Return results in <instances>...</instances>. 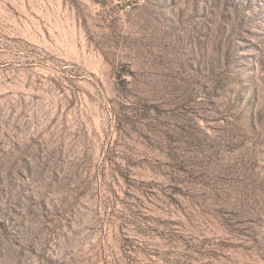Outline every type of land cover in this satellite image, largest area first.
<instances>
[{
	"label": "rangeland",
	"instance_id": "374dc122",
	"mask_svg": "<svg viewBox=\"0 0 264 264\" xmlns=\"http://www.w3.org/2000/svg\"><path fill=\"white\" fill-rule=\"evenodd\" d=\"M0 264H264V0H0Z\"/></svg>",
	"mask_w": 264,
	"mask_h": 264
}]
</instances>
